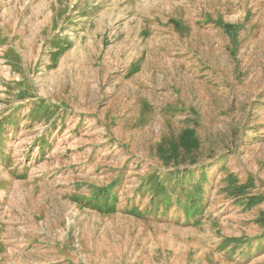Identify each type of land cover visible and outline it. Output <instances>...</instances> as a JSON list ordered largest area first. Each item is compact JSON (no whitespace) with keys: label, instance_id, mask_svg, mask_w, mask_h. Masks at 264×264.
Returning a JSON list of instances; mask_svg holds the SVG:
<instances>
[{"label":"rangeland","instance_id":"1","mask_svg":"<svg viewBox=\"0 0 264 264\" xmlns=\"http://www.w3.org/2000/svg\"><path fill=\"white\" fill-rule=\"evenodd\" d=\"M0 264H264V0H0Z\"/></svg>","mask_w":264,"mask_h":264},{"label":"trees","instance_id":"2","mask_svg":"<svg viewBox=\"0 0 264 264\" xmlns=\"http://www.w3.org/2000/svg\"><path fill=\"white\" fill-rule=\"evenodd\" d=\"M218 26L222 27L226 33H233V30H235V34H236V28L233 27L232 25H223V24H218ZM178 26V24H177ZM235 41H236V38H235ZM178 146L179 148L184 152V154H181L178 149H176V147H172L171 150H170V154L172 156V159L175 160V166H180L182 164H186L188 162L189 159V165H192V164H195V161H196V154H194L195 152H197L199 150V145H200V142L196 136V133L195 131L193 130H185L181 136L179 137V140H178ZM181 155H185L186 159L188 160H181V161H178V158L179 156ZM165 157V156H163ZM166 158V157H165ZM170 162V161H169ZM169 162H166L167 164ZM187 172H191L190 170H187L184 175H186ZM192 175V173H190ZM204 176V175H203ZM182 178V175L179 176V174L177 172H172L170 173L169 175V179L167 180H170V181H174L175 180L178 182L177 186L180 187L182 185V182H179ZM149 181L146 183V187L149 189V190H152L154 193H155V196L157 197V199L159 201H163L164 203H169L170 202V198H169V190L167 189L166 185L164 184L163 181H161V178L158 177V176H153V177H150L148 179ZM117 185V181L113 182L111 186L107 187V188H103V189H100L99 192L97 193V199H96V205L97 207H101L104 200L108 203V204H111V202H113V200H115V197H113V194H114V186ZM176 188V186H175ZM194 191H190V190H185L184 187H183V191H182V195L183 197H186L187 198V201L189 203L188 207H185V211L187 213H191V214H198L199 213V210H201V204L202 202L197 200V198L201 197V194H202V184L200 182H197L195 184V187H194ZM241 190V189H239ZM231 193L235 196V188H231ZM257 197H253V199H249L248 203L253 206L255 204H257L259 201H254V200H257L256 199ZM181 197L177 199V202L181 203ZM112 205H109L108 208H111ZM236 242H239L241 241L240 239L238 240H234Z\"/></svg>","mask_w":264,"mask_h":264}]
</instances>
